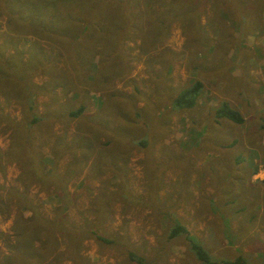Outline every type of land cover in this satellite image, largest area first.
Segmentation results:
<instances>
[{"label": "rangeland", "instance_id": "obj_1", "mask_svg": "<svg viewBox=\"0 0 264 264\" xmlns=\"http://www.w3.org/2000/svg\"><path fill=\"white\" fill-rule=\"evenodd\" d=\"M59 1L73 6V0ZM95 4L100 17L111 23L104 36L111 65L93 56L89 71L97 73L99 83L108 77L110 83L102 89L93 82L84 84L88 92L83 100H77L75 90L61 86L53 99L35 97L40 114L55 111L57 117L50 134L43 135V127L33 134L43 155V171L54 174L49 180L73 196L64 210L68 222L91 220L108 240L81 238L59 264H139L127 258V251L141 256L143 264H207L187 248L183 235L166 236L173 220L185 224L213 264H233L237 255L246 264H264L262 212L257 210L256 219L250 220L249 203L256 208L264 193L263 175L250 177L252 162L264 153V0ZM138 22L139 31L118 48L111 29H137ZM4 31L0 18V43L7 41ZM31 42L48 57L56 55L55 45L28 34L17 46L32 50ZM5 51L11 52L9 44ZM28 53L24 51L23 58ZM56 62L60 64L59 57ZM45 78L35 75L33 80ZM195 78L202 82L195 105L172 107L173 96ZM68 99L74 106L85 105L72 119L62 116ZM221 101L240 112V124L213 118L210 113ZM0 106L19 119L17 105L0 96ZM6 136L0 127L1 149ZM231 139L235 142L228 145ZM18 173L15 163L4 164L0 186L20 189ZM52 187L30 184L25 191L47 217L58 206ZM229 196L249 202H240L237 206L242 204L243 210L233 213L224 205ZM22 214L30 215L27 210ZM9 224L10 216L0 219V230L7 231ZM58 250L66 251L64 240ZM4 253L0 241V259Z\"/></svg>", "mask_w": 264, "mask_h": 264}, {"label": "trees", "instance_id": "obj_2", "mask_svg": "<svg viewBox=\"0 0 264 264\" xmlns=\"http://www.w3.org/2000/svg\"><path fill=\"white\" fill-rule=\"evenodd\" d=\"M96 7L95 0H73L70 8L64 7L59 0H0V18L5 26L3 35L7 38V41L0 43V96L5 102L17 105L20 115L16 120L0 106V127L7 131V144L4 149L0 148V169L6 163H15L19 170L18 179L22 183L20 189L12 185L0 186V219L10 216L8 230H0V241L5 251L0 264H59L63 255L73 252L71 246L81 238L92 237L108 241L90 225L91 220L85 219L82 224L68 222L64 210L72 205L73 196H69L60 184L49 180L50 177H55L54 174L43 171V155L38 144L34 143L33 134V131H39L41 127L44 130H40L43 135L50 134L53 121L57 118L55 111L40 114L36 110V95H46L53 99L55 88L61 86L67 90H75L77 100H83L84 93L88 92L87 89H82L84 84L93 82L96 88L102 89L110 83V77L99 83L97 73L92 74L89 71V60L93 56L97 57V61L102 57L103 61L106 59V63L111 65V59H108L110 53L104 47L105 31L111 23L100 17L101 11ZM177 14L180 15L178 11ZM169 20L161 22L166 24ZM119 27L112 28L114 35H110L112 41L122 50L125 38L138 32L140 26L138 22L137 29L130 25ZM26 34L44 39L52 48L55 45L53 55H56L48 57L43 49L37 51L35 42H31L29 46L32 50L27 48L29 53L27 58H23L22 54L26 50L19 49L17 44ZM8 44L11 52L5 51ZM34 47L36 51L33 50ZM58 57L61 65L56 62ZM35 75L46 78L36 83L33 80ZM201 90L202 82L193 79L173 96L172 107H193ZM73 106L70 99L65 100L62 116L66 119L75 118L85 108L82 103ZM210 114L215 120L224 118L231 123L242 122L240 112L224 101ZM234 141L233 139L230 145ZM144 143L142 140L141 144ZM261 166L264 170V154ZM30 184L38 185L39 189L53 184L52 190L57 197L58 206L52 217L42 215L26 196L25 191ZM23 210L29 211L30 215L23 216ZM95 212L99 214L100 208ZM171 223L166 235L168 238L184 235L183 238L187 239L186 245L194 256L204 263L213 264L206 250L188 236L187 229L178 220ZM63 240L65 250L69 252L58 250V244ZM126 256L143 264V258L131 251H127ZM232 263L246 264L240 257L234 258Z\"/></svg>", "mask_w": 264, "mask_h": 264}, {"label": "crops", "instance_id": "obj_3", "mask_svg": "<svg viewBox=\"0 0 264 264\" xmlns=\"http://www.w3.org/2000/svg\"><path fill=\"white\" fill-rule=\"evenodd\" d=\"M242 120H243V118H242ZM241 123V122H240ZM240 123H235V124H240ZM232 140L233 139H231L230 140V142L228 143V145H230V143L232 142ZM235 140V139H234ZM235 142V141H234ZM233 142V143H234ZM232 143V144H233ZM231 144V145H232ZM173 154H176L175 152H173ZM264 154V153H263ZM263 154H261V156H260V158H258L257 159V162H252L254 165L253 166H255L254 168H253V170L251 171V175H250V177H252V176H256V175H258L259 173L260 174H262L261 176L262 177H264V170H263V168H262V166H261V158H262V155ZM253 160V159H252ZM174 178H176L175 176H174ZM260 200H259V202H256V208H254V205L252 206V203L251 202H249V201H239L238 199H237V196H229V197H226V199H224V205H229V207L231 208V210H232V212L233 213H237L238 211H241V210H243V206H242V204L240 205V206H237V205H239L240 204V202H249L250 203V206H251V214H250V220H252L254 217H255V219H256V215L258 214L257 213V210L258 211H261L262 213L260 214V216L262 217V220H261V223L264 225V193H261L260 194ZM226 207V206H225ZM219 214L221 215V213L219 212ZM222 216V215H221ZM186 229H187V227L185 226V224H183V223H181ZM187 231H188V236L189 237H191L194 241H196L197 242V240L194 238V235L193 234H191L190 232H189V230L187 229ZM184 236V235H183ZM178 237V236H177ZM225 237V236H224ZM187 240V239H186ZM185 240V243L187 242ZM188 248V247H187ZM225 248V247H224ZM237 256H239V255H237ZM236 256V257H237ZM236 257H234V258H236Z\"/></svg>", "mask_w": 264, "mask_h": 264}]
</instances>
